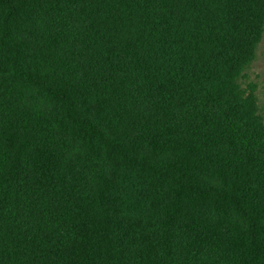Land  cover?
I'll return each mask as SVG.
<instances>
[{
	"label": "trees",
	"instance_id": "obj_1",
	"mask_svg": "<svg viewBox=\"0 0 264 264\" xmlns=\"http://www.w3.org/2000/svg\"><path fill=\"white\" fill-rule=\"evenodd\" d=\"M264 0H0V264H264Z\"/></svg>",
	"mask_w": 264,
	"mask_h": 264
},
{
	"label": "rangeland",
	"instance_id": "obj_2",
	"mask_svg": "<svg viewBox=\"0 0 264 264\" xmlns=\"http://www.w3.org/2000/svg\"><path fill=\"white\" fill-rule=\"evenodd\" d=\"M246 94L251 96L264 121V31L255 58L247 68L246 77L242 81Z\"/></svg>",
	"mask_w": 264,
	"mask_h": 264
}]
</instances>
